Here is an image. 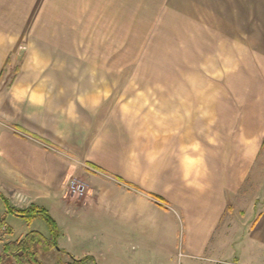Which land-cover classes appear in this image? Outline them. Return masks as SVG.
I'll list each match as a JSON object with an SVG mask.
<instances>
[{"label":"crops","instance_id":"0c3cea01","mask_svg":"<svg viewBox=\"0 0 264 264\" xmlns=\"http://www.w3.org/2000/svg\"><path fill=\"white\" fill-rule=\"evenodd\" d=\"M8 1L0 0V17L7 16L2 3ZM260 11L259 4V18ZM73 17L70 10L69 37ZM75 49L43 37L18 60L17 49L9 50L0 37V192L15 207L49 211L63 249L50 251L58 254L57 263L66 264L65 256L69 264L84 257V264L264 261V189L251 196L249 183L253 168L264 177V155L199 154L196 138L182 132L184 123L177 137L156 139L159 148L137 137L123 148L120 138L107 140L111 93H99L97 81L82 71L89 60L75 57ZM56 50H69V59L56 60ZM73 177L87 184L82 197L69 192ZM258 185L264 182L258 179ZM3 204L0 217L9 227L4 242L23 238L17 222L5 218ZM181 226L183 251L177 248ZM39 230L49 238L48 226Z\"/></svg>","mask_w":264,"mask_h":264},{"label":"rangeland","instance_id":"374dc122","mask_svg":"<svg viewBox=\"0 0 264 264\" xmlns=\"http://www.w3.org/2000/svg\"><path fill=\"white\" fill-rule=\"evenodd\" d=\"M2 4L7 16L0 17V37H6L9 50L17 49L18 60L43 37L64 46L71 42L79 49L70 52L89 60L82 71L97 81L99 93H111L106 95L107 140L120 138L123 148L129 138L137 137L139 143L159 148L156 139L177 137L181 128L177 126L184 123L182 132L187 139L196 138L199 154L221 159L264 155V2L9 0ZM70 10L74 34L69 37ZM45 29L50 33L38 32ZM54 53L56 60L69 59V50ZM12 79L13 71L6 84ZM253 171L251 196L264 189L258 185L264 177L258 178L257 168ZM3 203L0 198V206ZM4 216L17 222L23 237L48 226L42 218L34 222L11 212ZM184 229L181 226L178 233L179 251L185 244ZM39 248L37 258L43 264H62L57 263L56 251ZM64 261L69 264V256ZM11 263L18 264L14 259Z\"/></svg>","mask_w":264,"mask_h":264},{"label":"trees","instance_id":"16d2710c","mask_svg":"<svg viewBox=\"0 0 264 264\" xmlns=\"http://www.w3.org/2000/svg\"><path fill=\"white\" fill-rule=\"evenodd\" d=\"M0 198L5 203L7 211L16 216L28 218V220L32 221L42 218L47 223L51 235L47 238L43 236L41 232L33 230L21 239L5 243L0 255L1 264H12L11 259H14L18 264H43L37 258V247H42L47 250L57 249L60 252H63V249L59 247L58 242L60 233L59 227L47 209L38 205H31L27 208L15 207L1 192ZM0 220L5 223L4 218L0 217ZM87 258L88 257L73 259L70 264H81L82 261L84 262Z\"/></svg>","mask_w":264,"mask_h":264},{"label":"built area","instance_id":"2783aa9c","mask_svg":"<svg viewBox=\"0 0 264 264\" xmlns=\"http://www.w3.org/2000/svg\"><path fill=\"white\" fill-rule=\"evenodd\" d=\"M68 189L70 194L82 197L86 193L87 184L83 180L73 177L69 180ZM8 232V225L0 220V242L5 238Z\"/></svg>","mask_w":264,"mask_h":264}]
</instances>
